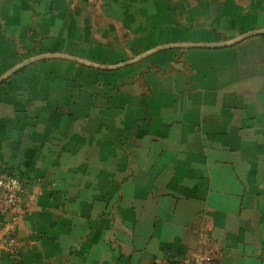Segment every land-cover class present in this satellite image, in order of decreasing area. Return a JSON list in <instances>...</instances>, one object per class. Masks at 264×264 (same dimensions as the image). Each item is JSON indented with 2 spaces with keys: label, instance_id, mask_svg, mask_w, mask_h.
Returning a JSON list of instances; mask_svg holds the SVG:
<instances>
[{
  "label": "crops",
  "instance_id": "obj_1",
  "mask_svg": "<svg viewBox=\"0 0 264 264\" xmlns=\"http://www.w3.org/2000/svg\"><path fill=\"white\" fill-rule=\"evenodd\" d=\"M260 29L264 0H0V168L34 199L0 264H264V33L148 53Z\"/></svg>",
  "mask_w": 264,
  "mask_h": 264
},
{
  "label": "built area",
  "instance_id": "obj_2",
  "mask_svg": "<svg viewBox=\"0 0 264 264\" xmlns=\"http://www.w3.org/2000/svg\"><path fill=\"white\" fill-rule=\"evenodd\" d=\"M75 5L80 0H66ZM96 2L97 0H86ZM33 196L28 195L25 180L16 172L0 168V248L12 258L19 257L17 222L31 206ZM212 254L198 252L182 259H157L152 264H210Z\"/></svg>",
  "mask_w": 264,
  "mask_h": 264
},
{
  "label": "water",
  "instance_id": "obj_3",
  "mask_svg": "<svg viewBox=\"0 0 264 264\" xmlns=\"http://www.w3.org/2000/svg\"><path fill=\"white\" fill-rule=\"evenodd\" d=\"M261 33H264V29H260V30H251V31H247L241 35H239L238 37H235L231 40H227V41H220V42H198V43H193V42H184V43H172V44H165V45H161L159 47H157L156 49H153L152 51H149L148 53L150 52H153L159 48H164V47H170V46H183V47H189V46H223V45H229V44H232V43H236L248 36H251V35H254V34H261ZM148 53H145L144 55L148 54ZM44 56H47V55H44ZM32 60H34V58H30V59H26L21 66L31 62ZM98 65H101V64H98ZM6 75H3L1 78H0V81H2L6 76Z\"/></svg>",
  "mask_w": 264,
  "mask_h": 264
},
{
  "label": "rangeland",
  "instance_id": "obj_4",
  "mask_svg": "<svg viewBox=\"0 0 264 264\" xmlns=\"http://www.w3.org/2000/svg\"><path fill=\"white\" fill-rule=\"evenodd\" d=\"M243 1V0H242Z\"/></svg>",
  "mask_w": 264,
  "mask_h": 264
}]
</instances>
